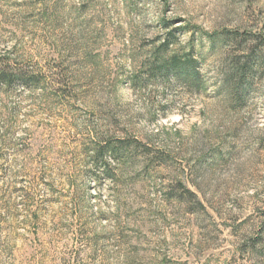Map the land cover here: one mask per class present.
<instances>
[{
  "label": "rangeland",
  "instance_id": "1",
  "mask_svg": "<svg viewBox=\"0 0 264 264\" xmlns=\"http://www.w3.org/2000/svg\"><path fill=\"white\" fill-rule=\"evenodd\" d=\"M0 71V264H264V0H0Z\"/></svg>",
  "mask_w": 264,
  "mask_h": 264
},
{
  "label": "trees",
  "instance_id": "2",
  "mask_svg": "<svg viewBox=\"0 0 264 264\" xmlns=\"http://www.w3.org/2000/svg\"><path fill=\"white\" fill-rule=\"evenodd\" d=\"M164 46V45H163ZM254 55V52H251L250 53V56L249 57H252ZM183 62H181V60L177 61V58H172L170 59V62L167 64L168 67L171 68V70H173L174 72L178 73L179 71H181V69H185V66H191L192 65V58L190 57H187V58H184L182 60ZM238 64L234 62L233 64V73L235 74H239L240 77H244L246 75V73H251V68H250V65H248L247 63L244 64V66H237ZM189 77H192V78H195V79H198V73L195 71V70H192L191 72H189L187 75H189ZM250 76V75H249ZM19 78V79H23L24 81L28 82V83H31V81H34V77H26L25 75H16V76H6V74L2 71H0V84L2 83H5V84H10L14 78ZM246 89V88H245ZM244 88L241 90V91H237L236 93V99L237 101L239 102H242L244 101ZM106 147H98V149H96L94 151V154H95V159H94V165L97 166H101L102 164V161H103V154L106 150H108L111 154H112V157L116 160L119 159V149L118 147H112V146H107L105 144ZM103 171L106 175H109V172H108V169L106 167V165L103 166ZM179 186H180V191H179V195H178V198L180 201L185 199V197L187 198H194L195 200L197 199L196 197V194L192 193L191 191H189L182 183L179 182ZM172 197V196H171ZM170 197V198H171ZM173 198V197H172ZM196 205L201 208L202 210L204 209L203 205L201 204V202L197 201L196 200Z\"/></svg>",
  "mask_w": 264,
  "mask_h": 264
}]
</instances>
